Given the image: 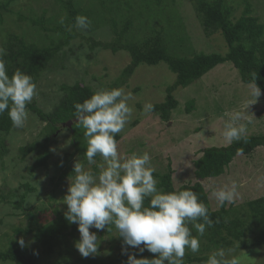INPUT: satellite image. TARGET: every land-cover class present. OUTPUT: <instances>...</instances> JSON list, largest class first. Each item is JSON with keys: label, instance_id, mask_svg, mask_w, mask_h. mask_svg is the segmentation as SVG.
Returning <instances> with one entry per match:
<instances>
[{"label": "rangeland", "instance_id": "374dc122", "mask_svg": "<svg viewBox=\"0 0 264 264\" xmlns=\"http://www.w3.org/2000/svg\"><path fill=\"white\" fill-rule=\"evenodd\" d=\"M5 1V0H2ZM247 0H231L235 7V15H240ZM253 7V14L264 23V0H248ZM126 2L134 5V13L141 10V16L134 18V24L128 34L130 39L142 43L146 38L162 31L165 43L170 52L180 56H191L195 52H219L225 54L228 50L224 37L220 32L207 36L197 17L193 2L181 0L173 3L164 0L157 5L154 0H73L79 15L89 18L91 25L87 30H79L73 26L83 37L101 41H111L115 34L112 31L110 18H115L119 24L124 22L133 10L129 11ZM10 11L4 12L0 20V47L10 33H16L29 42L39 45H51L62 37L53 27L68 22L69 11L58 0H13ZM45 20L50 29L44 31L32 25L27 18H40ZM63 18V23H61ZM63 25V26H65ZM66 29L72 26L66 25ZM89 42L81 37L73 39L52 59L42 71L37 81V92L32 102H35L45 112H51L60 102L63 91L62 84L72 85L76 82L90 86L95 92L98 89H110V85L119 79L123 69L131 62L130 54L121 50L112 52L109 49L96 48L91 50ZM176 74L172 72L165 62L154 65L141 63L126 83L118 86L133 93L134 119L126 126L118 141V150L124 156L132 153L143 154L148 152L152 165L155 167L154 178L157 174L172 168V180L175 187L183 184L201 182L211 196L213 189L224 184L236 181L239 197L232 204H225L231 218L245 216L247 201L264 195V146H259L250 155L239 154L219 177L198 179L195 175L194 162L202 155L208 146L228 145L223 138L224 123L228 119L226 113L234 110L244 111L247 103L254 102L250 95L249 83L241 80L240 73L233 63L226 61L218 64L192 84L178 88L174 97L178 106L172 110L169 120H164L159 112L150 115H140L145 103H160L165 100L166 89L173 84ZM195 100L194 108L187 110L188 101ZM29 118L23 128L13 127L6 136L8 153L0 159V189L8 201L0 200V251L6 250L13 242L22 237L28 253H39L44 261H50L66 254L65 246H70L73 255L70 256L72 264H100L112 262L113 264H127L128 256H121L122 238L114 226L111 231L90 228L98 237V250L96 254L83 257L75 247L80 239V233L72 235L67 245L58 247L52 255L43 253L40 244L33 238V233H25L31 226L29 218L22 209L15 206L21 195H25L24 207L31 211L40 224L52 223L56 212L65 213L67 205L63 202L70 184L75 175L73 168L79 161L88 167L82 155L75 151L73 132L64 123L54 134L51 157L46 168L40 167L30 170L36 159L31 153L25 158L21 157L20 147L32 142L49 131L47 123L27 108ZM246 115L251 117L252 123L248 125L246 134L264 133V93L255 103L246 109ZM73 126V125H72ZM97 163H101L98 157ZM98 171L96 165L91 166ZM62 172L68 174L60 180ZM70 179V180H69ZM30 187L32 190L27 189ZM158 187V184H157ZM214 209H220L214 198H210ZM191 227V225H190ZM193 235L198 236L195 229ZM210 232L206 229L203 237H199L200 250L191 253L186 250L185 264H204V262H191L190 256H208L217 247L209 240ZM256 234L252 227L247 228L244 239L247 244L255 240ZM225 249L234 248L235 255L239 256L241 264H264V247L245 249L237 240L222 246ZM133 253L132 251H128ZM146 255L156 254L144 251ZM80 257L81 258L80 260ZM0 264H13L10 261H1Z\"/></svg>", "mask_w": 264, "mask_h": 264}, {"label": "trees", "instance_id": "16d2710c", "mask_svg": "<svg viewBox=\"0 0 264 264\" xmlns=\"http://www.w3.org/2000/svg\"><path fill=\"white\" fill-rule=\"evenodd\" d=\"M13 0H0V20L4 12L10 11V4ZM64 8L69 11V19L66 25L72 26L70 29L62 24L53 27V31L62 33V37L58 42L51 45H39L35 42H29L24 37L10 33L6 36V40L2 43L6 55L8 75L19 69L33 77L34 82L37 81L42 71L49 65L52 59L66 45L81 37L89 42L88 46L91 50L96 48L109 49L112 52L125 50L130 54L131 62L123 69L119 79L110 85V89L118 88L126 83V80L133 75L137 66L141 63L154 65L159 62H165L169 69L176 74V79L173 84L166 89L167 95L165 100L160 103H155L154 111L161 114L162 119L169 120L171 112L178 106V101L174 97V92L178 88H184L192 84L197 79L201 78L209 70L218 64L230 61L233 63L240 73L241 80L249 83L251 73L256 72V84L264 93V23L260 22L259 18L253 14V7L250 1H245V7L240 15H235V7L231 0H191L197 17L199 18L204 32L207 36H211L220 32L224 37L228 50L225 54L219 52L206 53L203 51L195 52L191 56H180L169 51L162 31H157L155 35L146 38L142 43L136 42L128 37V34L134 24V18L141 16V10L134 13V5L126 2L131 13L124 22L119 26L115 18H110L112 31L115 37L111 41L95 40L93 38L83 37L82 34L76 31L75 18L79 15V9L75 7L73 0H58ZM157 5H161L164 0H154ZM173 3L181 0H170ZM28 21L38 26L44 31L50 30L42 17L27 18ZM62 98L51 112H45L35 102L26 105L28 109L35 112L38 117L47 123L46 126L50 129L42 138H38L32 142L20 147V154L25 158L31 153L36 154V159L30 167L34 171L40 167L46 168L51 157V145L55 141L54 134L61 126L72 120L70 127L73 132V143L75 151L82 155L85 163H87L84 155L87 147V141L83 136L84 129L78 127L76 119L73 116L75 111L74 103H82L85 99L91 97L94 93L93 89L85 84L76 82L72 85L62 84ZM195 100L188 101L187 110L191 111L194 108ZM13 128L12 122L7 114L0 115V159L8 153L6 136ZM247 140L233 141L228 145L223 146H208L203 149L202 155L194 162L195 175L198 179L215 178L221 176L228 166L234 161L239 154L250 155L259 146H264V133L261 134H246ZM120 134H117L116 139L119 140ZM97 156L95 159H97ZM72 173L62 172L60 180H63L67 175ZM172 168L169 165L168 171L163 174H157L159 179L158 189L164 192L177 190L191 189L197 195L199 200L203 201L209 210L210 218L214 221L209 230V240L217 247L228 245L232 240L240 242L241 247L250 249L252 247H264V195L250 199L247 201L245 208V216H236L231 218L229 211L225 205L220 209H214L211 205L209 194L201 182L183 184L180 187H175L172 180ZM27 189L32 190L30 187ZM0 200L8 201L7 197L0 189ZM25 195L22 194L19 201L14 204L17 208L22 209V212L29 218L31 226L25 229V233H33V238L40 244L43 253L52 255L58 250V247L67 245L69 238L78 231L76 223H69L65 218V213L56 212V218L52 223L45 225L40 224L36 216L24 207ZM148 200H145V205ZM111 226V225H110ZM252 227L256 234L255 240L251 245L247 244L244 236L247 228ZM65 253L60 257L50 261H44L36 251L28 253L26 247H21L18 242H13L6 250L0 251L1 261H10L13 264H72L70 256L73 255V250L70 246H65ZM127 251L135 253L136 258L152 259L153 255H146L145 252L140 253L137 249L128 248ZM125 255L121 253V256ZM127 255V254H126ZM83 257H80V260ZM207 256H190L191 262H204ZM100 264H113L112 262L102 261Z\"/></svg>", "mask_w": 264, "mask_h": 264}, {"label": "clouds", "instance_id": "9594fccd", "mask_svg": "<svg viewBox=\"0 0 264 264\" xmlns=\"http://www.w3.org/2000/svg\"><path fill=\"white\" fill-rule=\"evenodd\" d=\"M63 23V18H61ZM91 21L84 15L75 18V27L87 30ZM5 49L0 47V115L5 111L13 127L23 128L29 118L26 105L38 95L37 85L31 75L17 69L8 75ZM248 87L255 103L261 96L256 84L257 74L252 72ZM133 93L123 87L98 89L82 103H74L73 116L78 127L84 129L87 141L84 153L88 167L77 161L63 202L67 205L65 218L76 223L80 239L76 249L83 257L96 254L98 237L90 228L110 232V225L122 238V252L127 254V264H185L186 250L198 253L199 237L212 227L205 203L191 189L164 192L158 189L154 178L155 167L148 152L122 155L118 150L117 134L122 133L134 119ZM244 111L226 113L223 138L228 143L247 140L248 125L253 121ZM154 111L152 103L142 106L140 115ZM101 157L102 162L95 159ZM96 165L98 171H93ZM238 184L232 181L215 188L210 198L222 207L239 197ZM148 204L145 205V200ZM191 225V227H190ZM198 233L194 236L192 229ZM23 248L25 241H18ZM156 254L155 258H136L128 248ZM234 248H217L208 254L204 264H241Z\"/></svg>", "mask_w": 264, "mask_h": 264}, {"label": "water", "instance_id": "95a60500", "mask_svg": "<svg viewBox=\"0 0 264 264\" xmlns=\"http://www.w3.org/2000/svg\"><path fill=\"white\" fill-rule=\"evenodd\" d=\"M67 126L71 127L72 126V120H69L68 122H66Z\"/></svg>", "mask_w": 264, "mask_h": 264}]
</instances>
